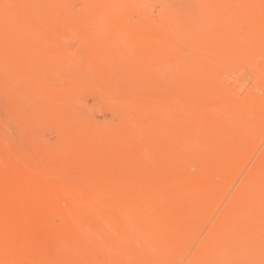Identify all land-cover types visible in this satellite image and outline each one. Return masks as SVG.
Listing matches in <instances>:
<instances>
[{
	"label": "rangeland",
	"instance_id": "374dc122",
	"mask_svg": "<svg viewBox=\"0 0 264 264\" xmlns=\"http://www.w3.org/2000/svg\"><path fill=\"white\" fill-rule=\"evenodd\" d=\"M97 1L0 0V264H264V0Z\"/></svg>",
	"mask_w": 264,
	"mask_h": 264
},
{
	"label": "bare ground",
	"instance_id": "6f19581e",
	"mask_svg": "<svg viewBox=\"0 0 264 264\" xmlns=\"http://www.w3.org/2000/svg\"><path fill=\"white\" fill-rule=\"evenodd\" d=\"M100 1H101V2H100ZM100 1H99V2L97 1L98 4H99L98 9H99L100 7H102V6L104 7V5H105L104 2H102L103 0H100ZM109 1H110V0H109ZM112 1H113V0H112ZM118 1H119V0H117V2H118ZM140 1H141V0H140ZM183 1H184L183 4H185V3H186L185 0H183ZM193 1H194V0H193ZM107 2H108V1H107ZM115 2H116V0H114L113 3H115ZM124 2H126V1H124ZM141 2H142V1H141ZM108 3H109V2H108ZM110 3H111V2H110ZM131 3H132V1H131ZM131 3H130V4H131ZM142 3H143V2H142ZM192 3H193V2H192ZM208 3H209V2H208ZM46 4H47V3H46ZM49 4H50V3H49ZM118 4L121 5L119 2H118L116 5H113V6H112V4H110V5L107 4V5H109V8H107V6H106V8H104V9H108V10L110 9V11L107 12V10H106V11H105V10H102V8H103V7H102V8H100V10H97V11L95 12V17L98 18L99 20H100V19L102 20V18H103V21H104V19L107 20V18H108V17H107V16H108L107 13H108L109 16L114 14V15H113L114 17L117 16V17L119 18L118 14H117V13H118V12H117V11H118ZM216 4H217V3H216ZM38 5H39V4H38ZM95 5H96V4H94L93 6H95ZM124 5H125V4H123V6H124ZM157 5H158V4H157ZM202 5H203V4H202ZM229 5H230V4H229ZM96 6H97V5H96ZM96 6H95V7H96ZM111 6H112V7H111ZM125 6H126V5H125ZM128 6H129V5H128ZM128 6H126V7H128ZM130 6H131V5H130ZM144 6H145V5H144ZM63 7H64V6H63ZM110 7H111V8H110ZM146 7H147V4H146ZM146 7H145V8H146ZM162 7H163V5H162ZM203 7H204V6H203ZM212 7H213V6H212ZM123 8H124V7H123ZM140 8H141V7H140ZM143 8H144V7H143ZM165 8H166V7H165ZM90 9H92V10L94 11V8H91V7H90ZM125 9H126V8H124V10H125ZM133 9H134V8H133ZM198 9H199V8H198ZM101 10H102V11H101ZM130 10H131V9H130ZM140 10H141V9H140ZM146 10H147V9H146ZM146 10H145V12L149 11L150 9H148L147 11H146ZM241 10H242V9H241ZM9 11H10V10H9ZM103 11H104V12H103ZM133 11H135V10H133ZM141 11H142V10H141ZM143 11H144V10H143ZM157 11H158V10H157ZM162 11H163V10H162ZM164 11H166V10H164ZM198 11H199V10H198ZM105 12H107V13H105ZM116 12H117V13H116ZM131 12H132V11H131ZM90 13H91V11H90ZM139 13H140V12L138 11V14H139ZM198 13H199V12H198ZM201 13H202V11L200 12V14H201ZM83 14H84V13H83ZM116 14H117V15H116ZM120 14H121V13H120ZM120 14H119V15H120ZM135 14H136V13H135ZM145 14H147V13H145ZM158 14H160V13H158ZM161 14H162V13H161ZM163 14H164V12H163ZM230 14H231V13H230ZM233 14H234V13H233ZM260 14H261V13H260ZM93 15H94V14H93ZM125 15H126V13H125ZM168 15H169V14H168ZM191 15H192V14H191ZM196 15H198V14H196ZM201 15H202V14H201ZM113 16L110 17L109 19H111V18L113 19ZM192 16H193V15H192ZM246 16H247V15H246ZM93 17H94V16H93ZM105 17H106V18H105ZM160 17H161V16H160ZM169 17H170V16H169ZM115 18H116V17H115ZM121 18H122V17H121ZM198 18H199V17H198ZM112 19H111V20H112ZM160 19H162V18H160ZM208 19H209V18H208ZM219 19H220V18H219ZM111 20H110V21H111ZM205 20H206V19H205ZM213 20H214V19H213ZM17 21H18V20H17ZM249 21H250V20H249ZM104 22H105V21H104ZM163 22H164V21H163ZM102 23H103V22H102ZM205 23H206V21H205ZM231 23H232V22H231ZM159 25H160V24H159ZM193 25H194V24H193ZM125 26H126V24H125ZM253 26H254V25H253ZM22 27H23V26H22ZM141 27H142V26H141ZM145 27H146L145 29H148V30H156L155 27H153V25H151L149 22H146V26H145ZM91 28H92V27H91ZM138 28H139V26H138ZM254 28H255V27H254ZM124 29H125V28H124ZM142 29H143V28H142ZM175 29H176V28H175ZM23 30H24V29H23ZM23 30H22V31H23ZM143 30H144V29H143ZM24 31H25V30H24ZM29 31H30V30H29ZM29 31H27V32H29ZM163 31H164V30H163ZM206 31H207V28H206ZM223 31H224V30H223ZM239 31H240V30H239ZM257 31H258V30H257ZM237 32H238V31H237ZM25 33H26V32H25ZM139 33H140V32H139ZM244 33H245V32H244ZM257 33H258V32H257ZM124 34H125V33H124ZM235 34H236V33H235ZM7 35H8V34H7ZM13 35L15 36V34H13ZM186 35H187V34H186ZM189 35H190V34H189ZM243 35H244V34H243ZM206 36H207V35H206ZM248 36H249V35H248ZM257 36H260V35L257 34ZM255 37H256V36H255ZM7 38H8V37H7ZM258 38H260V37H257V39H258ZM224 39H225V38H224ZM248 39H249V38H248ZM27 40H28V39H27ZM222 40H223V39H222ZM153 41H154V40H153ZM214 41H215V40H214ZM233 41H234V40H233ZM233 41H232V42H233ZM258 42H259V40H258ZM151 43H152V42H151ZM202 43H203V42H202ZM215 43H216V42H215ZM222 43H223V42H222ZM252 43H253V41H252ZM14 44H15V43H14ZM250 44H251V42H250ZM183 45H184V44H183ZM243 45H245V44H243ZM251 45H252V44H251ZM184 46H185V45H184ZM226 46H227V45H226ZM234 46H235V45H234ZM239 46H240V45H239ZM130 47H131V46H130ZM177 47H178V46H177ZM245 47H246V46H245ZM209 49H210V48H209ZM231 49H232V48H231ZM247 49H248V48H247ZM210 51H211V50H210ZM218 51H219V50H218ZM215 52H216V51H215ZM252 53H253V52H252ZM127 55H128V54H127ZM212 55H213V54H212ZM220 55H221V54H220ZM1 56H3V55H1ZM8 56H9V55H8ZM25 56H26V55H25ZM181 56H182V55H181ZM221 56H222V55H221ZM183 57H184V56H183ZM8 58H9V57H8ZM9 59H10V58H9ZM233 60H234V59H233ZM20 61H21V60H20ZM27 61H28V60H27ZM28 62H29V61H28ZM244 62H245V60H244ZM26 64H27V63H26ZM135 68H136V67H135ZM156 72H157V71H156ZM156 74H157V73H156ZM177 75H178V74H177ZM209 76H210V75H209ZM211 77H212V76H211ZM198 86H199V85H198ZM254 89H255V88H254ZM241 91H242V90H241ZM249 98H250V97H249ZM142 99H144V98H142ZM250 99H251V98H250ZM263 100H264V99H263ZM262 105H263V104H262ZM124 107H125V106H124ZM130 108H131V107H130ZM131 109H133V108H131ZM133 111H134V110H133ZM214 111H215V110H214ZM248 111H249V110H248ZM130 112H131V111H130ZM165 136H166V135H165ZM142 137H143V136H142ZM186 147H187V146H186ZM180 151H181V150H180ZM180 151H179V152H180ZM184 152H185V151H184ZM147 154H148V153H147ZM189 157H190V155H189ZM185 158H187V157H185ZM245 188H246V187H245ZM243 189H244V188H243ZM246 193H247V192H246ZM248 195L250 196L251 194L249 193V194H247V196H248ZM256 195H257V194H256ZM262 195H263V194H262ZM249 196H248V197H249ZM253 196H255V194H253ZM253 196H250L249 198H252ZM257 196H258V195H257ZM68 198H69V197H68ZM82 198H83V197H82ZM183 198H184V197H183ZM244 198H245V197H244ZM256 198H258V197H256ZM259 198H262V197L260 196ZM245 199H247V198H245ZM263 199H264V198H263ZM263 199H262V200H263ZM247 201H248V200H247ZM251 201H252V200H251ZM251 201H250V202H251ZM254 201H255V200H253L252 202H254ZM248 202H249V201H248ZM257 202H258V201H257ZM257 202H255V204H256ZM72 203H73V202H72ZM243 203H244V199H243ZM240 204H241V203H240ZM253 204H254V203H253ZM253 204H252V203H251V204H250V203H247L246 206L243 205V206H242L243 208H245V207L248 208L247 205H249V207L251 206V210L248 209V211H249V212H248V211H246V210L244 209L245 211H243L242 214H239V216L237 215V216L235 217L236 220H237V221H239V220H242V221H243V220H246L245 218L247 217V219H248V220L250 219V221H251V218H249L250 215H248V213H250V211L253 210V209H252V208L254 207ZM241 205H242V204H241ZM241 205H240V206H241ZM252 205H253V207H252ZM244 206H245V207H244ZM255 207H256V205H255ZM241 209H242V208H241ZM241 209H240V210H241ZM258 209H259V208H258ZM258 211H259V210H258ZM258 211H257V212H258ZM253 212H254V210H253ZM237 213H239V212H237ZM237 213H236V214H237ZM259 213H260V211H259ZM259 213H257V214H258L259 216H261V215H260L261 213H260V214H259ZM252 215H253V216H252ZM252 215H251V217L253 218V217L255 216V212H254V214H252ZM127 216H128V215H127ZM206 216H207V215H206ZM256 216H257V215H256ZM262 216H263V214H262ZM233 217H234V216H233ZM257 217H258V216H257ZM257 217H256V218H257ZM256 218H253V220L256 219ZM259 218H260V217H259ZM128 220H129V219H128ZM256 220H257V219H256ZM256 220H255V222L253 221L254 224L256 223ZM237 221H235V222H237ZM242 221H240V222H242ZM229 222H230V221H229ZM240 222H239V223H240ZM237 224H238V222H237ZM250 224H252V223L249 222V225H248V222H247L248 229H249V227H250ZM257 224H258V221H257ZM262 224H263V223H262ZM242 225H243V224H242ZM255 225H256V224H255ZM259 226H260V225H259ZM243 227H244V226H243ZM239 228H240V227H239ZM244 228H246V226H245ZM263 228H264V227H263ZM221 229H222V228H221ZM242 230H243V229H242ZM246 230H247V229H246ZM250 230H251V227H250ZM146 231H147V230H146ZM232 231H233V230H232ZM244 231H245V230H244ZM254 231H255V230H254ZM254 231H253V232H254ZM239 232H241V230H240V231L237 230L238 235L240 234ZM241 233H242V232H241ZM149 234H150V233H149ZM240 235H241V234H240ZM117 238H118V237H117ZM178 239H179V238H178ZM105 241H106V240H105ZM106 246H107V245H106ZM131 249H132V248H131ZM107 251H108V250H107ZM123 251H124V249H123ZM111 252H112V251H111ZM146 254H147V253H146ZM139 256H140V255H139ZM153 258H154V257H153ZM129 259H130V258H129ZM155 259H156V258H155ZM141 262H142V261H141Z\"/></svg>",
	"mask_w": 264,
	"mask_h": 264
}]
</instances>
